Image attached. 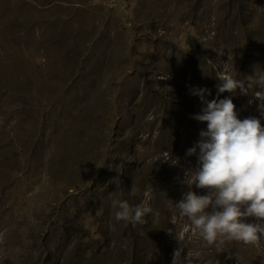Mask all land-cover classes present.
<instances>
[{
    "label": "rangeland",
    "instance_id": "obj_1",
    "mask_svg": "<svg viewBox=\"0 0 264 264\" xmlns=\"http://www.w3.org/2000/svg\"><path fill=\"white\" fill-rule=\"evenodd\" d=\"M222 72L248 95L218 94ZM261 77L264 0H0V264H172L176 204L206 194L187 185L207 128L189 89L264 125ZM114 200L153 211L116 221ZM181 247L264 264V241Z\"/></svg>",
    "mask_w": 264,
    "mask_h": 264
},
{
    "label": "clouds",
    "instance_id": "obj_2",
    "mask_svg": "<svg viewBox=\"0 0 264 264\" xmlns=\"http://www.w3.org/2000/svg\"><path fill=\"white\" fill-rule=\"evenodd\" d=\"M221 83L217 92L248 95L251 82L235 79L230 73L222 72L217 77ZM259 91L252 99L264 102V77L258 81ZM190 95L197 96L204 107L192 118L206 122V130L199 133L200 140L186 152L197 156L198 166L186 174L187 185H195L206 194L197 195L188 191L176 204L179 216L188 224L176 238L180 247L174 250L172 264H194L202 256L200 250L187 251L182 256L184 240L198 237L204 246H215L220 251L227 242H240L259 247L264 241V125L261 120L249 116L238 118L232 99H206L211 95L207 88H190ZM264 117V111H260ZM116 221L138 224L147 223L152 213L147 205H130L127 201H112ZM250 218L251 221L250 222Z\"/></svg>",
    "mask_w": 264,
    "mask_h": 264
}]
</instances>
